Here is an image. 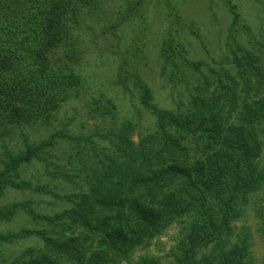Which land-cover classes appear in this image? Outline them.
<instances>
[{
  "label": "trees",
  "instance_id": "1",
  "mask_svg": "<svg viewBox=\"0 0 264 264\" xmlns=\"http://www.w3.org/2000/svg\"><path fill=\"white\" fill-rule=\"evenodd\" d=\"M91 1L0 0V141L22 142L0 156V200L16 190L64 201L50 211L37 209L32 197L1 202L0 223L22 215L30 225L0 231V245H34L0 264H161L157 255L134 253L172 222L180 224V236L167 253L168 264H251L250 235L236 233L233 223L248 196L264 187V42L257 50L252 41L245 46L238 40L240 32L251 35L249 26L236 2L223 0L230 16L226 66L212 68L190 58L180 39L182 26L199 38L198 27L175 17L158 50L169 80L184 84L174 108L155 100L138 65L126 70L135 54L117 64L118 86L136 92L138 105L153 117L152 128L147 119L142 130L128 119L97 130L107 146L94 134L66 128L32 141L23 127L49 125L62 103L78 96L74 26ZM146 1L128 3L111 28L133 21ZM114 108L109 98H92L91 110L101 117ZM61 140L69 166L53 152ZM33 161L71 189L60 193L23 177L21 167Z\"/></svg>",
  "mask_w": 264,
  "mask_h": 264
},
{
  "label": "rangeland",
  "instance_id": "2",
  "mask_svg": "<svg viewBox=\"0 0 264 264\" xmlns=\"http://www.w3.org/2000/svg\"><path fill=\"white\" fill-rule=\"evenodd\" d=\"M135 0H92L91 4L81 8L80 18L74 26L80 60L75 71L82 77L78 96L62 103L49 125H28L23 127L32 141H39L55 129L66 128L73 134H94L97 130L104 132L106 128L117 127L125 120L137 122V128L145 129L147 123L152 128L153 117L138 105L135 91L124 92L117 84V64L125 56L132 54L124 67L130 70L131 65H138L142 79L150 86L155 100L165 108H174L183 99V82L177 79L170 81L169 67L162 68L159 57V45L166 30L174 18L193 23L198 27L197 38L188 27L180 29V39L185 44L188 56L204 61L212 68L226 66V38L229 13L223 0H147L146 7L132 14L133 21L123 22L118 29L111 28L122 16L128 3ZM242 14L243 21L249 26L251 35L240 32L238 40L248 46L253 42L255 49H261L264 42V0H234ZM138 48V49H137ZM261 56H264L262 50ZM138 60L137 62H134ZM202 71L207 72L206 65ZM175 84H174V83ZM92 98L105 101L109 98L114 103L111 116L101 117L91 110ZM139 112H136V110ZM140 119L139 121L137 119ZM143 119V121H142ZM138 130L132 135L137 139ZM100 145H106V139L101 135H93ZM260 162L264 165V138H262ZM21 138L0 141V156L5 148L17 151L21 148ZM107 146V145H106ZM68 145L65 141L53 150L59 156V161L66 166L65 151ZM60 162V163H61ZM23 177L39 179L56 191L62 193L71 189L70 183L51 179L44 171L40 162L33 161L21 167ZM32 197L37 209L50 211L59 209L64 201L55 200L49 196L31 195L16 190H8L1 202ZM30 225L27 219L19 215L9 223H0V231L17 229ZM236 233L247 232L250 235L253 259L251 264H263L264 258V187L251 194L241 207L240 218L233 223ZM180 236V224L172 222L166 230L152 240L151 245L137 249L134 256L148 252L161 258V264H168L171 258L167 255ZM34 245V241H18L11 245H0V259H9L19 254L24 248ZM123 264V263H121Z\"/></svg>",
  "mask_w": 264,
  "mask_h": 264
}]
</instances>
